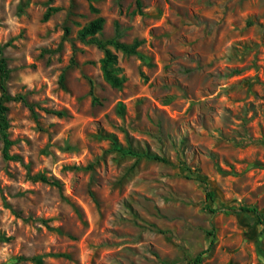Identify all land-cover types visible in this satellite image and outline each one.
Returning <instances> with one entry per match:
<instances>
[{
	"label": "rangeland",
	"instance_id": "rangeland-1",
	"mask_svg": "<svg viewBox=\"0 0 264 264\" xmlns=\"http://www.w3.org/2000/svg\"><path fill=\"white\" fill-rule=\"evenodd\" d=\"M141 3L0 0V264H264V0Z\"/></svg>",
	"mask_w": 264,
	"mask_h": 264
},
{
	"label": "trees",
	"instance_id": "trees-1",
	"mask_svg": "<svg viewBox=\"0 0 264 264\" xmlns=\"http://www.w3.org/2000/svg\"><path fill=\"white\" fill-rule=\"evenodd\" d=\"M137 5L139 8L142 6L141 0H137ZM56 10L57 9L53 7L49 8L47 13L45 14V19H48L49 16L53 13V11ZM104 23H105L104 17L99 16L95 18L82 29V37L83 38L90 37L95 39V36L102 31L104 27ZM95 42L99 47H101L105 51L104 57L101 60L104 78L113 87H117V88L122 87L126 81V76L122 73L121 68L118 64L117 54L112 49H110L108 45L115 44L118 48H122L123 51L133 53L136 51V47L138 43L133 45H127L121 42H117L116 40L102 41L97 39L95 40ZM9 76H10V69L7 64V59L3 53V48L0 47V88L2 90V93L0 94V127L5 137L4 155L7 158L10 157L8 149L12 144V141L8 138V133H7V129L9 127V120H8L9 106L7 103L11 100L23 99L22 96H12V94L9 92L6 86V81L9 78ZM40 179L46 182L54 183L53 181H50V179L47 178L46 176H40ZM207 193L209 198H212L214 196V192L211 190L208 191ZM240 211L254 213L257 216L258 221L264 225V213L261 212L257 206H241ZM7 239L8 238H6L5 236L0 235V241ZM206 251H208V249L205 250L204 252ZM204 252L199 253L192 261H189L187 264H202Z\"/></svg>",
	"mask_w": 264,
	"mask_h": 264
}]
</instances>
